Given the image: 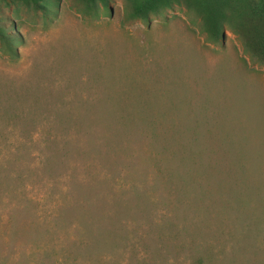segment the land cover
Instances as JSON below:
<instances>
[{
	"label": "rangeland",
	"instance_id": "1",
	"mask_svg": "<svg viewBox=\"0 0 264 264\" xmlns=\"http://www.w3.org/2000/svg\"><path fill=\"white\" fill-rule=\"evenodd\" d=\"M0 17V264H264V65L183 1Z\"/></svg>",
	"mask_w": 264,
	"mask_h": 264
},
{
	"label": "trees",
	"instance_id": "2",
	"mask_svg": "<svg viewBox=\"0 0 264 264\" xmlns=\"http://www.w3.org/2000/svg\"><path fill=\"white\" fill-rule=\"evenodd\" d=\"M110 1L72 0V3L78 11L97 17L101 9H109ZM181 1L201 17L203 30L212 41L225 37L227 25L241 37L244 49L253 59L264 65V0H126L127 15L146 21L150 14ZM12 5L15 12L23 7L49 18L58 11L59 0H0V11ZM4 23L0 17V43L17 57L14 43L18 37Z\"/></svg>",
	"mask_w": 264,
	"mask_h": 264
}]
</instances>
